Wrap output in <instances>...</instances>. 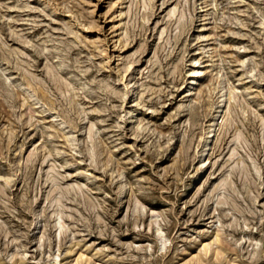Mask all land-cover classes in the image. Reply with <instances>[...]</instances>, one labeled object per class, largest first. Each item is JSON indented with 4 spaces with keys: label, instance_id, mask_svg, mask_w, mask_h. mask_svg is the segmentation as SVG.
I'll return each mask as SVG.
<instances>
[{
    "label": "rangeland",
    "instance_id": "rangeland-1",
    "mask_svg": "<svg viewBox=\"0 0 264 264\" xmlns=\"http://www.w3.org/2000/svg\"><path fill=\"white\" fill-rule=\"evenodd\" d=\"M0 264H264V0H0Z\"/></svg>",
    "mask_w": 264,
    "mask_h": 264
},
{
    "label": "bare ground",
    "instance_id": "bare-ground-1",
    "mask_svg": "<svg viewBox=\"0 0 264 264\" xmlns=\"http://www.w3.org/2000/svg\"><path fill=\"white\" fill-rule=\"evenodd\" d=\"M145 4V3H144ZM177 13L176 9H172L170 11V15L171 16H175ZM136 62V61H135ZM196 63L198 62V60L195 61ZM134 63V62H133ZM193 63V62H192ZM195 63V65H196ZM136 64V63H134ZM200 64V63H199ZM190 66V65H189ZM188 67V65H187ZM196 67V66H194ZM132 69V64L131 62L127 64V66L125 67V71L126 72H131ZM202 71V70H201ZM134 72V70H133ZM138 72V71H137ZM187 72V71H186ZM198 72H200V69L198 70L197 68H193L191 70V77L193 78V80L189 83V86L187 87V91L191 92L193 90V85L195 84L196 78H197V74ZM133 74V73H132ZM123 76L125 75V73L122 74ZM186 75V74H185ZM126 77V76H125ZM120 78V77H119ZM118 78V80H119ZM124 78V77H122ZM128 78V77H127ZM136 78V76H135ZM190 78V77H189ZM121 80V79H120ZM126 80V79H125ZM124 80V81H125ZM129 80V79H128ZM138 80V79H137ZM118 82V81H117ZM120 82V81H119ZM130 82V81H129ZM135 82V81H134ZM139 82V81H138ZM197 82V81H196ZM132 83V82H131ZM127 84V83H126ZM135 84V83H134ZM133 85V84H132ZM124 86V85H122ZM126 92L125 93H129L131 92L130 90L132 89V86L130 84H127L126 87ZM217 90H219L220 93V100H219V104L217 105V107L215 108L214 112L211 114L207 124L204 127V132L203 134L200 136L198 141V145H197V154L199 158V162L201 163V167L203 168L208 160H209V147H211V142L213 141V138L215 137L218 129L221 126V123H223L224 121H226V117L229 110V106H230V102H231V92L227 90L225 83L223 80H221L219 82V85L216 87ZM137 89V88H136ZM183 89V88H182ZM124 90V89H123ZM134 91V90H132ZM186 91V89H185ZM134 93V92H133ZM132 93V94H133ZM184 93V92H183ZM195 93V92H194ZM29 95V94H28ZM133 96V95H132ZM194 96V95H193ZM127 97V96H126ZM135 97V96H134ZM137 97V96H136ZM191 97V96H190ZM132 98V97H131ZM136 100V99H135ZM128 101V100H127ZM190 102V101H189ZM215 102V101H214ZM131 103V102H130ZM133 103V102H132ZM139 103V102H138ZM141 104V103H140ZM131 105V104H130ZM133 105V104H132ZM135 105V104H134ZM215 106V105H214ZM130 107V106H129ZM142 107V106H141ZM132 107H130L129 109H131ZM138 111V110H137ZM141 111V110H140ZM129 113L132 114L134 112H132L131 110H129ZM135 114V113H134ZM138 114V113H137ZM123 117V116H122ZM129 118V117H128ZM132 118V117H131ZM135 118V117H134ZM221 120V123H219V121ZM237 137H240L237 135ZM217 140V139H216ZM209 163V162H208ZM211 165V164H210ZM202 171V170H201ZM200 173V172H199ZM201 176V175H200ZM125 196V195H124ZM37 217V216H36ZM34 217V219L36 218ZM36 220V219H35ZM154 223H157L154 221ZM35 224V223H33ZM40 224V223H39ZM38 225V224H37ZM34 226V225H33ZM158 226V225H157ZM35 227V226H34ZM36 228V227H35ZM157 229H160L157 227ZM161 238V244L159 246L160 250H163L166 248L167 245V240L166 239H162L164 237H162V234L160 235ZM166 238V237H165ZM203 245V250L207 253L210 249V244H202Z\"/></svg>",
    "mask_w": 264,
    "mask_h": 264
}]
</instances>
